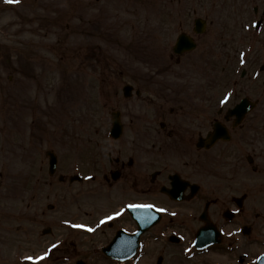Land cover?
I'll return each instance as SVG.
<instances>
[{
	"label": "flooded vegetation",
	"instance_id": "flooded-vegetation-1",
	"mask_svg": "<svg viewBox=\"0 0 264 264\" xmlns=\"http://www.w3.org/2000/svg\"><path fill=\"white\" fill-rule=\"evenodd\" d=\"M72 18L75 77L104 88L122 134L51 149L85 176L75 195L102 201L107 242L133 251L123 264H264V0H73ZM129 23L131 65L83 43Z\"/></svg>",
	"mask_w": 264,
	"mask_h": 264
},
{
	"label": "rangeland",
	"instance_id": "rangeland-1",
	"mask_svg": "<svg viewBox=\"0 0 264 264\" xmlns=\"http://www.w3.org/2000/svg\"><path fill=\"white\" fill-rule=\"evenodd\" d=\"M37 6L45 7L44 11ZM69 6L71 1L65 0H18L16 6H12V0H0V264H50L51 259L60 256L62 264H73L77 259L86 264H112L100 251L105 243V231L90 229L88 225L96 217L85 214L92 209L97 212L102 201L75 195L80 186L77 183L57 185L58 173L50 179L42 155L44 138H57L59 123L69 121L72 116L76 126L81 128V137H92L95 128L96 137H106L108 114L107 109L101 107L105 104L106 92L97 82L95 91L92 90L93 80L90 79L83 89L79 87L84 93L76 88L73 94L70 89L66 93L34 95L37 83L42 85L44 93L48 92L47 80H42L41 75L35 79L25 77L32 73V66L24 58L35 48V43L40 41L41 47L54 48L52 53L40 54L38 60L44 64L52 62L50 59L59 43L57 31L50 27L39 34L32 22L43 15L48 22L73 21L69 19ZM57 30L62 33L61 29ZM67 46L73 47L72 44ZM15 58L19 60L14 66ZM58 85L60 91L68 82ZM93 94H96L95 114L91 111L93 105L89 97ZM24 95L36 101L39 108L37 105H32L31 109L16 106L17 101L25 99ZM46 102L49 106L44 108ZM77 108L80 109L75 114ZM60 134L64 137L62 131ZM104 147L101 149L103 157ZM50 180L54 182L53 188L47 186ZM48 204L53 205L52 210H48ZM83 220L87 222L84 230L72 229V223L78 227L77 223ZM46 226H50L51 231L42 235L41 230ZM180 248L182 246L177 247ZM48 253L51 256L46 258ZM216 258L213 254L209 256L210 261Z\"/></svg>",
	"mask_w": 264,
	"mask_h": 264
},
{
	"label": "water",
	"instance_id": "water-1",
	"mask_svg": "<svg viewBox=\"0 0 264 264\" xmlns=\"http://www.w3.org/2000/svg\"><path fill=\"white\" fill-rule=\"evenodd\" d=\"M112 122H113L112 131H114L115 133L119 132L120 127H119L117 118L113 117ZM50 164H51L50 172H52V170L54 169V165H55V159L54 158L50 159ZM117 239H118V237H117ZM103 251H104V253L110 255L113 258H117V259H122V258H125L127 256V255H125V253H122V252L119 253L117 251H113L112 246H110L108 248H103ZM77 264H81V263L78 262Z\"/></svg>",
	"mask_w": 264,
	"mask_h": 264
},
{
	"label": "snow or ice",
	"instance_id": "snow-or-ice-1",
	"mask_svg": "<svg viewBox=\"0 0 264 264\" xmlns=\"http://www.w3.org/2000/svg\"><path fill=\"white\" fill-rule=\"evenodd\" d=\"M79 227V226H78Z\"/></svg>",
	"mask_w": 264,
	"mask_h": 264
}]
</instances>
